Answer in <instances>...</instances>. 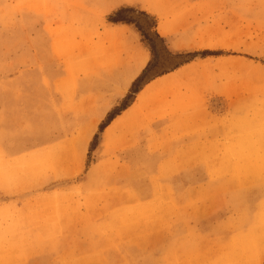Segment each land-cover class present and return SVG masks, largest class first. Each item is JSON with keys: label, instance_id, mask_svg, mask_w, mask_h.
Listing matches in <instances>:
<instances>
[{"label": "rangeland", "instance_id": "1", "mask_svg": "<svg viewBox=\"0 0 264 264\" xmlns=\"http://www.w3.org/2000/svg\"><path fill=\"white\" fill-rule=\"evenodd\" d=\"M108 2L0 0V264H264L261 0Z\"/></svg>", "mask_w": 264, "mask_h": 264}, {"label": "snow or ice", "instance_id": "2", "mask_svg": "<svg viewBox=\"0 0 264 264\" xmlns=\"http://www.w3.org/2000/svg\"><path fill=\"white\" fill-rule=\"evenodd\" d=\"M48 5H45L47 7ZM56 7H62L64 5H54ZM125 6H136L139 7V5H133L126 3V0H109L107 4L104 5V8L106 11H111L114 9H118ZM260 8L264 10V0H261ZM140 26V21L134 20L130 21L125 25L120 26L118 29H116L118 32H123L125 35H127L130 39V41L133 44V47L137 53V68H146L151 62L156 59L157 57L161 59L162 61H167L170 58V54L168 52H157L156 49L153 47L149 49V47L146 44L138 43V32L137 28ZM173 50H175L176 46L171 45ZM135 75V72H133L127 79L131 80L132 76ZM57 79H63V73H57L56 74ZM127 81L125 82L126 86ZM117 94H114V98ZM102 115V113H101ZM130 264H156V262L152 261H131Z\"/></svg>", "mask_w": 264, "mask_h": 264}, {"label": "bare ground", "instance_id": "3", "mask_svg": "<svg viewBox=\"0 0 264 264\" xmlns=\"http://www.w3.org/2000/svg\"><path fill=\"white\" fill-rule=\"evenodd\" d=\"M141 69H142V68L138 69L137 66H136V67L134 68V70L130 73V75H131L133 72H135V75L132 76V78L136 77V76L138 75V73L140 72ZM130 75H129V76H130ZM129 76H128V77H129ZM129 81H130V80H129ZM244 146H245V145H244ZM244 146H242V147H244ZM247 147H249V146H246V148H247ZM228 149H229V148H228ZM243 149H245V148H243ZM248 149H249V148H248ZM252 149H253V148H252ZM228 152H229V151H228ZM256 152H257V151H256ZM222 153H224V152H222ZM257 153H258V152H257ZM257 153H256V154H257ZM238 154H239V153H238ZM244 154H245V152H244ZM253 154H254V153H253ZM221 155H222V154H221ZM260 155H261V154H260ZM249 156H250V155H249ZM243 157H244V156H243ZM245 157H246V156H245ZM250 157H251V156H250ZM222 158H223V157H222ZM247 158H248V157H247ZM216 159H217V158H216ZM223 159H224V158H223ZM237 159H238V158H237ZM242 159H243V158H242ZM250 159H251V158H250ZM253 159H254V155H253ZM240 160H241V159H240ZM246 160H247V159H246ZM248 160H249V159H248ZM235 162H236V161H235ZM244 162H245V161H244ZM250 162H251V161H250ZM251 165H252V163H251ZM225 166H226V164H225ZM251 167H252V166H251ZM242 168H243V172H244V167H242ZM251 169H252V168H251ZM229 170H230V169H229ZM235 176H236V175H235ZM232 179H233V178H232ZM244 179H245V178H244ZM237 182H238V181H237ZM243 182H245V181H243ZM239 184H240V183H239ZM235 199H236V198H235ZM228 201H229V200H228ZM233 201H234V200H233ZM233 204H234V203H233ZM257 219H258V218H257ZM120 220H121V218H120ZM246 221H247V220H246ZM141 227H142V226H141ZM136 230H137V229H136ZM242 235H243V234H242ZM250 236H251V235H250ZM240 237H241V236H240ZM244 238H245V237H244ZM240 239H241V238H240ZM251 239H252V238H251ZM232 245H234V244H232ZM236 245H237V244H236ZM241 245H242V244H241ZM179 248H180V247H179ZM233 248H234V247H233ZM191 250H192V252H193V249H191ZM231 250H232V249H231ZM194 251H195V250H194ZM208 252H209V251H208ZM208 252H207V253H208ZM226 252H229V251H226ZM193 254H195V253H193ZM225 254H226V253H225ZM190 255H191V252H190ZM202 255H203V254H202ZM205 255H206V254H205ZM205 255H204V256H205ZM192 256H193V255H192ZM197 256H198V255H197ZM204 256H203V257H204ZM247 256H248V255H247ZM209 257H210V256H209ZM197 258H198V257H197ZM141 259H142V258H141ZM200 259H201V258H200ZM200 259H199V260H200ZM221 259H222V258H221ZM256 259H257V258H256ZM199 260H198V261H199ZM206 260H207V259H206ZM209 260H210V259H209ZM209 260H207V261H209ZM156 261H157V260H156ZM176 261H177V260H176ZM191 261H192V260H191ZM245 262H246V261H245ZM181 263H182V262H181ZM183 263H184V262H183ZM190 263H191V262H190ZM192 263L194 264L195 262H192ZM257 263H258V262H257ZM250 264H251V263H250Z\"/></svg>", "mask_w": 264, "mask_h": 264}]
</instances>
